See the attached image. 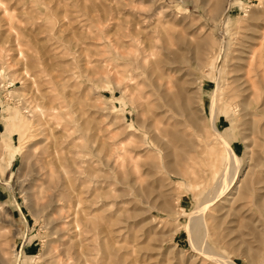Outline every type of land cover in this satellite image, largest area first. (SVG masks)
<instances>
[{"label": "rangeland", "instance_id": "rangeland-1", "mask_svg": "<svg viewBox=\"0 0 264 264\" xmlns=\"http://www.w3.org/2000/svg\"><path fill=\"white\" fill-rule=\"evenodd\" d=\"M213 102L240 164L209 238L264 264V0H0V264H217L184 225Z\"/></svg>", "mask_w": 264, "mask_h": 264}, {"label": "bare ground", "instance_id": "bare-ground-1", "mask_svg": "<svg viewBox=\"0 0 264 264\" xmlns=\"http://www.w3.org/2000/svg\"><path fill=\"white\" fill-rule=\"evenodd\" d=\"M17 45L19 46L18 40H17ZM20 54H21V56H22V58L24 60L25 56L22 55V53H20ZM29 67H30V65L27 63V59H25L24 62H23L22 74H23L24 77H26L28 79H31L32 76L29 75ZM38 95H40V94H38ZM32 99H33V97H32ZM66 100H68V99H66ZM212 100L214 101V100H216V98L214 97ZM34 101H37V99L34 100ZM43 102H41V104ZM63 102H65V101H63ZM35 103H37V102H35ZM50 106L51 107L48 106L49 108H47L46 111L49 112V113L50 112H55L54 111L55 107H52L51 104H50ZM39 108L36 106V111L35 112L37 113V116L39 117V119H44V117H45L44 116V112H42L41 109H39ZM58 108H59L58 110H60V107H58ZM215 108H216L215 107V103L213 102L212 107L210 108L211 133L213 135L215 143H217V145H220V147H221L220 151L222 153H225V156H224L225 157V161H223L222 166H220L222 159H219L217 156L212 158L211 170H210L211 173H210V175L208 177V182H207L209 184H207V189H206V193H205L206 196L204 195L205 197L203 198V200H201L202 202H201L200 205L196 204L194 210L191 211L190 213H188V216H187V218L185 220V224L184 225H185V228H186V232L188 233V237H189L190 243L193 246V248L198 249L201 253H204L206 256H209L217 264H235L232 260H230L227 257V255H220L218 253V251L216 249L217 245H215V243L211 242V240L209 238V236H210L209 235V230L210 229L208 227L207 220H206V218L204 216L205 211L206 210L209 211L210 206L229 187L230 183L233 181V179H234V177H235V175L237 173V169H238V166L240 164V157L237 154H234L233 152L230 151V149L228 147V144L226 143L225 140H223L221 138V136L219 134V129H218V127L216 125V122H215V119H214L215 113H216L215 112ZM49 118H51V117H49ZM44 127H46V126H44ZM49 135H50V133H49ZM89 217H90V215H89ZM85 218H87V217L85 216ZM78 222H79L78 221V217L76 216L74 218L73 223H74L75 227H78V231L77 232L79 233L81 231L79 230ZM92 223H94V222H92ZM81 226H83V225H81ZM81 229H82V227H81ZM109 231H111V230H109ZM93 235H95V234H93ZM101 236H102V233H101ZM104 240H106V239H104ZM68 246L69 247L66 246L65 248H62V249L59 248L57 250V252H56V255L58 257H60V258H64L65 259V260L63 259L64 261H68L69 262L70 260H72V259H74L76 257H79V261L81 260V264H91L90 261L87 258H85L84 253L81 251V247L79 248V252L77 251L78 253L74 254V253L70 252L71 251L70 244ZM80 246H81V243H80ZM97 248H98V246H97ZM92 254H93V252H92ZM105 254H107V253H105ZM108 256H110V255H108ZM89 257H91V256H89ZM68 264H72V263H68ZM94 264H96V263H94Z\"/></svg>", "mask_w": 264, "mask_h": 264}]
</instances>
